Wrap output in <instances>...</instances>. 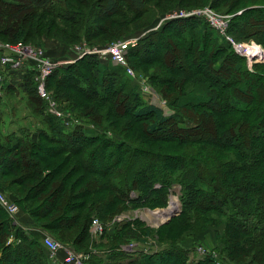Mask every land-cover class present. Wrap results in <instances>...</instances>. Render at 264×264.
Instances as JSON below:
<instances>
[{
  "label": "trees",
  "instance_id": "obj_1",
  "mask_svg": "<svg viewBox=\"0 0 264 264\" xmlns=\"http://www.w3.org/2000/svg\"><path fill=\"white\" fill-rule=\"evenodd\" d=\"M206 3L229 12L242 7L227 32L234 29L264 45V7L246 8V0H0V40L38 45L35 38L55 29L60 42L85 40L100 46L152 27L156 20L144 28L142 23L159 11ZM257 24L263 27L260 33H255ZM211 29L200 16L170 19L126 51L125 66L85 55L54 69L47 79L49 86L51 77L53 88L47 89L59 106L67 101L92 114H103L107 106L112 115L128 118L123 125L126 137L140 124L139 136L151 147L159 142L175 147L149 150L145 141L140 146L134 140L117 142L107 134L89 133L85 123L64 126L47 112L46 104L34 110L41 127H21L0 140V185L31 220L26 225L14 222L0 206V264H20L21 259L24 264H48L42 242L30 228L51 231L63 245L88 251L94 245L89 234L92 218L107 220L128 208L163 205L174 184L180 185L181 202L176 223L156 231L138 220L127 224L124 237L111 236L107 262L92 251L88 264H121L122 259H128L126 264H192L190 249L180 242L221 222L222 257L216 262L205 255L193 264H264V77L238 62L230 43ZM176 53L184 60L173 70L167 57ZM127 67L133 73L147 71L155 84L168 87L169 92L159 86L175 112L165 116L141 98L138 77ZM17 72L30 100L38 101L33 72L28 67ZM14 76L5 72V79ZM250 78L258 81L254 94L249 93ZM71 92L91 106H82ZM119 102L128 106L120 109ZM183 121L190 123L181 125ZM167 125L171 133L162 132ZM161 162L162 170L153 171ZM8 176L16 180L7 182ZM221 178L231 183L230 191L223 189ZM43 218L49 224L41 223ZM129 236L142 245L154 236L162 248L138 250L132 256L118 244L129 242Z\"/></svg>",
  "mask_w": 264,
  "mask_h": 264
},
{
  "label": "rangeland",
  "instance_id": "obj_2",
  "mask_svg": "<svg viewBox=\"0 0 264 264\" xmlns=\"http://www.w3.org/2000/svg\"><path fill=\"white\" fill-rule=\"evenodd\" d=\"M103 4V2L100 3V5ZM198 5H201V3H198ZM210 4H203V6H199V7H190V8H172L171 10L165 11L162 10L161 12H157L155 15L151 16L149 19V22L146 23H142V27H146L151 25L155 20L154 24H152V27L148 28V29H144L142 30L140 33H135L133 36V38H136L137 42L136 45H138L139 39L148 31L151 29H156L159 28L164 22H166L165 18L166 16H168L169 14L173 13V12H180V11H184V12H190L193 10H210L213 13H215L216 15H218L219 17L223 18V19H227L228 20V27L227 30L229 28L230 22L232 21L233 17L237 14H240L243 10L242 7H238V9L234 12H229L228 10H224V9H218V8H214L209 6ZM246 5V8H253L256 6H263L264 7V0H246V3H244L243 6ZM103 6V5H101ZM164 12V14H162ZM161 14V15H160ZM147 19V20H148ZM204 23V22H203ZM209 26V25H208ZM140 27V28H142ZM210 27V26H209ZM255 27H258L255 29V33H260V30H262L263 27H261V25H255ZM212 28V27H210ZM139 29V28H138ZM220 39L223 38L220 36V34L215 30V29H211ZM55 29L49 30V31H44L42 35L38 36L39 38H35L36 41L40 42L38 45L32 44V43H27L29 45L32 46H36L41 48L46 55H48L49 57H51L52 59H57L60 58V54H71V52H73V46L78 44V43H82L85 42L86 44H88L85 40L79 41L78 43H65L64 41L60 42V40L58 38H55V36H58L59 34H57L56 32H54ZM234 31V33L230 32L228 33L229 37L232 39L233 41V47L235 48V51L232 48V51L235 52V54L240 57V59L238 60V62L243 63L244 65H246L247 69H249L250 71H254L257 74L262 75V77H264V45L261 44L260 42L251 39V38H243L240 33L238 34L234 29L232 30ZM219 34V35H218ZM260 36V34L258 35ZM264 36V35H262ZM124 38H128L127 36H124ZM99 39V38H98ZM123 37L121 39H117L114 40L112 42H116L119 40H122ZM222 40V39H221ZM220 40V42H221ZM100 42H106V40H101L99 39ZM98 41V42H99ZM224 40H222V42H224ZM110 42V43H112ZM251 42H255V46L253 43L251 44ZM26 43V42H25ZM107 42L103 45L100 46H93V47H101L106 45ZM109 44V43H108ZM89 45V44H88ZM134 46V47H135ZM251 47V48H249ZM131 48V47H130ZM261 49V58L259 59V61L255 62L254 60H252V57H250L252 55V53L250 54V50L254 51V50H258ZM71 51V52H70ZM156 53H153L152 55H155ZM73 56V55H72ZM83 57V56H82ZM81 57V58H82ZM62 58V57H61ZM65 58H74V57H65ZM168 60L170 61V64L173 66V70H177L178 69V65H182L183 60H184V56L180 55V54H172L169 55ZM80 59V58H79ZM98 60H101L99 58H97ZM102 62V60H101ZM203 61H201L202 63ZM149 69V71L152 70V68H147ZM146 72L147 71H140V69H137L134 73L137 75L138 79L136 81H138L140 84L142 83L143 85H145L148 89L149 92L151 93L150 95L148 94H143L138 87L139 93L141 94V98H144V100H147L149 103L156 105L158 108L161 109L162 113L165 116L168 115H172L175 110L174 108H172L167 101V98L162 94V90H160L159 86H162V88H164L167 92L168 91V87L166 88L164 85L161 84H156L150 80L148 78V76H146ZM234 73V72H233ZM134 74V75H135ZM232 74V73H231ZM231 76V75H230ZM49 77V76H48ZM47 79L46 78L44 80V90L46 91V94L51 98V94L48 92V89H52L54 82L53 80L51 81V77L48 81V85L47 86ZM131 79V78H130ZM133 79V78H132ZM22 79L21 81H18V77L15 78L14 80H9L8 78L5 79L4 81V87H3V91L2 94L0 95V140H3V138L6 136V134H8V132H12L15 130H18L21 127L24 128H28L30 131H34L35 129L41 127V118L38 114L35 113L34 110H36L37 108H43L44 106V101L42 99V97L35 92L34 97L38 100L35 101L32 99V101L30 100L32 98V96L30 94H27L25 91V88L21 85L23 83ZM16 81V82H15ZM15 82V83H14ZM250 82V88H249V93H252L254 91V88L258 86V81L255 78H250L249 79ZM260 82V80H259ZM51 83V85H50ZM133 84V81H132ZM190 84V83H189ZM104 90H110L107 87V84H104ZM36 86V84H35ZM48 88V89H47ZM59 89L63 95H65V93L58 87H54ZM51 92V91H50ZM71 97L73 99L79 100L82 104V106L88 108V106H91V103H88L87 100H83L80 97H78L75 93H70ZM254 94V93H252ZM33 95V94H32ZM64 97V96H63ZM53 98V97H52ZM51 98V99H52ZM54 99V98H53ZM52 99V100H53ZM55 100V99H54ZM56 101V100H55ZM61 101V100H60ZM120 103V109L124 108V106H128V104L126 103L125 105L122 102ZM61 108L62 110L69 114L71 117H76L79 120L83 121L87 125V131L89 133H93L95 134H107L106 136L108 138H110L111 140L116 139L117 142L120 141H126V142H130V140H134L135 144L140 146L143 145V141L145 136H139L142 134V127L141 125H137L134 126L133 131H131L130 135L132 137H126V132H124V126L125 123L128 121V118H118L115 115H112L109 112V108L106 106V108H103L100 113L97 114H92L89 111L86 110H76L74 109L67 101H61ZM60 108V109H61ZM82 108V107H81ZM107 111V112H106ZM122 111V110H121ZM80 112V113H77ZM78 115V116H77ZM185 123H190V121H183V123H181V125H184ZM169 126H166V130L162 131L164 133H171L170 129H168ZM135 130V131H134ZM105 131V132H104ZM107 132V133H106ZM110 134V135H109ZM201 135V134H200ZM113 136V137H112ZM147 144V141H145ZM148 148L149 150H161L162 148L160 146H173V143H153V146L151 147L149 144ZM152 148V149H151ZM64 156H61L59 159L56 160V162L60 161L61 159H63ZM55 162V165L57 164ZM92 163V162H91ZM163 168L162 162L161 163H155V165H153V171H161ZM10 179H12L11 181L14 182L16 179L15 177L12 176H8L5 178V180L7 182H9ZM10 181V182H11ZM223 189L226 191H230V189L232 188L231 183L227 180L225 181V179L221 178L220 179ZM225 183V184H224ZM155 186H158L157 184ZM12 187L16 188V185H12ZM0 191L3 192L8 198H10L11 200L14 201V198H16L15 196H13L12 193H10L8 190L4 189L1 185H0ZM12 192V191H11ZM136 196V193H132ZM180 185L179 184H174L172 185V187L169 189L167 197H166V201L164 202L163 205L160 206H154V207H148V206H140L137 208H128L126 210L120 211L115 213L113 216L110 217V219L104 220L102 218H96L102 225H103V232L100 235H94L91 233L90 231V225H89V234L91 236V238L93 239V243L94 245L86 248L88 249V251H79L82 252L84 254V259H85V264H88V259L90 258V253L89 252H94V249L96 250H101V248H107L109 247V244H111V241H114L113 239H111V236L113 237L115 234H119L120 236L124 237V226L129 224V226H133V222L138 220L141 221L145 226L149 227L151 230L156 231L157 228L159 227H163V228H168V226L172 223L177 222L175 217L176 215L181 211V202H180ZM19 211V210H18ZM9 216H11L9 214ZM57 216V215H55ZM14 220V222L16 221L15 215L11 216ZM93 219V218H92ZM41 223H46L49 224V220L46 218H43L41 221ZM224 223V222H223ZM223 229H224V224H219L218 226H212V227H207L201 231H199V233H197L196 235H188V237L183 238L181 245H189L190 250H194L196 251V255L194 256H202V259L204 258V256L206 255H213L214 259L216 260V262H218V260H220V248L222 246V243L220 242V237L221 234L223 233ZM191 231V230H189ZM44 233V236H51L54 240H56V238L52 235V232L50 231H42ZM154 235V234H153ZM43 236V237H44ZM128 238H131L129 240V242H119L118 244L121 243L120 247L121 249L124 248H130L129 250L126 251H133V250H146L145 252H154L157 250H161L162 245H158V241L156 240V238L154 236H148L146 238L147 244L142 245L139 243V241L136 240V238L134 236H129ZM12 239V238H10ZM9 239V241H10ZM58 241V240H56ZM60 243V241H58ZM220 242V243H219ZM67 247H71L74 249V247L70 246V245H65ZM97 247V248H95ZM203 249L205 250V253H203ZM96 255V254H95ZM133 255V254H132ZM97 259V256H95ZM222 257V256H221ZM21 259V258H20ZM128 260V259H127ZM188 260L190 263L193 264V262L191 261V259L189 258L188 255ZM20 264H24V262L21 260H19Z\"/></svg>",
  "mask_w": 264,
  "mask_h": 264
},
{
  "label": "built area",
  "instance_id": "obj_3",
  "mask_svg": "<svg viewBox=\"0 0 264 264\" xmlns=\"http://www.w3.org/2000/svg\"><path fill=\"white\" fill-rule=\"evenodd\" d=\"M200 16L206 20L207 24L215 29L221 37L228 41L233 47V41L229 37L227 32L228 20L223 19L213 13L210 10H193L190 12H173L166 16L165 20L177 19L182 17ZM136 38L128 37L122 40L106 44L101 47H93L86 44L85 42L78 43L73 46L74 58L60 57L52 59L45 52L36 46L29 45L22 41L8 42L0 40V95L2 94L5 80V72H15L14 79L18 77V72L25 67H28L33 72V79L36 84V92L42 97L46 104V110L50 114L60 119L64 126H72L74 124H84L83 121L76 117H71L65 113L62 108L51 99L44 90V80L48 78L58 66L67 65L76 61L85 55H96L97 58L103 61H111L114 64L126 65L125 53L130 47L136 45ZM252 46H255V42H251ZM234 51L235 48L233 47ZM258 53H252L250 57L255 62L261 58V49ZM126 71L133 75V71L130 68H126ZM139 81V80H138ZM139 90L143 94L150 95L149 89L138 82ZM61 108V109H60ZM0 206L10 214L15 215L19 207L18 205L10 200L3 192L0 191ZM90 231L94 235H100L103 232V225L96 219L93 218L90 223ZM42 243L46 248V257L48 264H85L84 254L79 251H75L71 247H67L62 243L54 240L51 236H44ZM129 250L130 248H126ZM203 253L205 250L203 249ZM214 257L213 255H211Z\"/></svg>",
  "mask_w": 264,
  "mask_h": 264
},
{
  "label": "crops",
  "instance_id": "obj_4",
  "mask_svg": "<svg viewBox=\"0 0 264 264\" xmlns=\"http://www.w3.org/2000/svg\"><path fill=\"white\" fill-rule=\"evenodd\" d=\"M15 218L18 220V222L20 224H23V225H26V224L30 223V221H31L29 215L27 213L23 212V211H18L15 214ZM30 231L32 232L33 235L37 236L40 240L44 236V233L42 232V230H39V229H36V228H30ZM184 247L190 249L189 248V245H184ZM94 251L97 253L96 256L101 257L104 260V262H107L105 260V257H107V253L109 252V249L108 248H105V249L104 248H101V250L94 249ZM137 251L138 250H133L130 253H131V255L133 254L132 256H137L136 255L137 254ZM196 253L197 252L194 251V250L193 251L190 250L189 253H188L189 258L191 259V261L193 263H196L197 261L202 260V256L201 257L200 256H197V257L194 256V255H196ZM127 261H128L127 259H122L120 262H121V264H124V263L126 264Z\"/></svg>",
  "mask_w": 264,
  "mask_h": 264
},
{
  "label": "bare ground",
  "instance_id": "obj_5",
  "mask_svg": "<svg viewBox=\"0 0 264 264\" xmlns=\"http://www.w3.org/2000/svg\"><path fill=\"white\" fill-rule=\"evenodd\" d=\"M249 48H251V47H249ZM251 49H252V48H251ZM258 52H259V50H257V49L254 50V51H251V50H250V54H251V53H255V54H256V53H258Z\"/></svg>",
  "mask_w": 264,
  "mask_h": 264
}]
</instances>
